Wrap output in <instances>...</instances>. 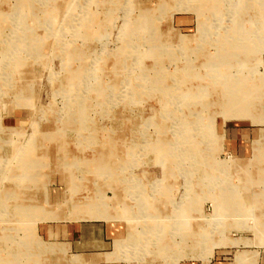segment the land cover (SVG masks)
<instances>
[{
  "label": "rangeland",
  "instance_id": "rangeland-1",
  "mask_svg": "<svg viewBox=\"0 0 264 264\" xmlns=\"http://www.w3.org/2000/svg\"><path fill=\"white\" fill-rule=\"evenodd\" d=\"M263 102L264 0H0V264H224L264 243V181L221 127Z\"/></svg>",
  "mask_w": 264,
  "mask_h": 264
},
{
  "label": "crops",
  "instance_id": "crops-1",
  "mask_svg": "<svg viewBox=\"0 0 264 264\" xmlns=\"http://www.w3.org/2000/svg\"><path fill=\"white\" fill-rule=\"evenodd\" d=\"M263 111H264V102H263ZM261 119H262L261 123H251V122L244 123V122H238V121L222 123L221 125L222 134H223L222 151L226 155V157L229 156V157L246 159L251 155L250 159H248V161L250 162L249 165L250 166L253 165L255 169L257 168L256 170H258L260 166H262L264 169V162H262L264 161V145H261L262 147L260 150V156H258V158L256 159L257 164L254 162V159H253L254 153H252V149L254 152L255 143L260 140L261 134L264 131V128H263L264 127V113L263 112L261 114ZM236 160H239V159H236ZM263 169L262 170L259 169L258 171H256L257 172L256 175L259 177L258 178L259 182L264 181V174H263L264 170ZM263 214H264V211H263ZM263 228L264 226L262 227V230ZM79 230H80V234L77 239V235L75 236V231H77V228L75 226H71V229H68L67 238L70 239V241H67V243L76 245L75 244L76 241L79 242V240L84 239L81 234V233L84 234L83 228H80ZM85 231L86 232L88 231L87 227L85 228ZM86 238L88 239V237ZM105 238H108V237L105 236ZM249 238L256 239L254 238V236L249 237ZM234 239H237V238H234ZM239 244H241V242L237 244H233V245H228V246L229 247L237 246ZM244 247H246V249L237 250L232 255L231 258L223 257V259H227V258L230 259V260L227 259L228 261L224 262V264H233L235 254L241 251H251L254 253L256 252V254H253L254 259L256 258V261L254 260L253 264H264V243L263 242H260L258 244L245 245ZM241 261H244V260L242 259Z\"/></svg>",
  "mask_w": 264,
  "mask_h": 264
},
{
  "label": "bare ground",
  "instance_id": "bare-ground-1",
  "mask_svg": "<svg viewBox=\"0 0 264 264\" xmlns=\"http://www.w3.org/2000/svg\"><path fill=\"white\" fill-rule=\"evenodd\" d=\"M238 46V45H237ZM242 46V45H241ZM241 81H242V79H241ZM241 81H237V79L235 80V82H231L230 83V87H229V92H231L232 94H235L236 93V91L241 87V85H244L243 83H241ZM231 105H227L226 106V109H229V107H230ZM258 106H259V103H258ZM257 108V107H256ZM235 110V112H237L238 113V115H240V116H242V117H244V116H247L248 118H250L251 120H253L254 122H256V123H261L262 122V119H261V117H259V116H261V114L259 115V112L261 111L260 110V108L258 107L256 110H254V109H252V110H247V108H233V110H230V111H234ZM242 111V113H240ZM254 112V113H253ZM253 113V114H252ZM256 114V115H255ZM254 115L256 116L255 118H254ZM259 115V116H258ZM215 138V137H214ZM218 138V137H217ZM261 145H264V131H263V133L261 134V137H260V140L259 141H257L256 143H255V149H254V162L257 164V161H256V159L258 158V156H260V150H261ZM262 162H264V161H262ZM231 164H234V163H231ZM260 164H261V162H260ZM234 165H239L240 166V164H234ZM257 169V168H256ZM252 170V169H251ZM259 170V169H258ZM257 170V171H258ZM264 170V169H263ZM253 171V170H252ZM211 172V171H210ZM264 174V173H263ZM261 176V175H260ZM254 197V196H253ZM242 199V198H241ZM249 199V198H248ZM243 201V200H242ZM246 201V200H245ZM246 204V206H248V203H245ZM245 204H243V203H238V202H236L234 205L232 204V206L233 207H241V205L242 206H245ZM245 209V208H244ZM255 210V209H254ZM258 210V209H257ZM256 210V211H257ZM250 212V211H249ZM253 212V211H252ZM241 213V212H240ZM242 214V213H241ZM250 214V213H249ZM252 214V213H251ZM253 214H254V212H253ZM245 215H247V214H245ZM255 216V215H254ZM262 217V216H261ZM248 223V222H247ZM262 234H264V228H263V230H262V232H261ZM263 237H264V235H263ZM248 255V254H247ZM243 256V257H242ZM241 256V258H239V259H243V260H247V263L250 261V262H254V258L253 257H249V256H246V255H242ZM245 257V258H244Z\"/></svg>",
  "mask_w": 264,
  "mask_h": 264
}]
</instances>
